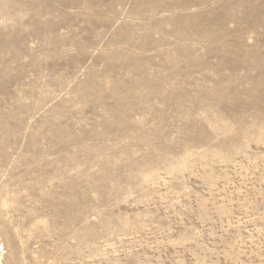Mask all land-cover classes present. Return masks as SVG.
<instances>
[{"label":"rangeland","instance_id":"1","mask_svg":"<svg viewBox=\"0 0 264 264\" xmlns=\"http://www.w3.org/2000/svg\"><path fill=\"white\" fill-rule=\"evenodd\" d=\"M0 264H264V0H0Z\"/></svg>","mask_w":264,"mask_h":264}]
</instances>
